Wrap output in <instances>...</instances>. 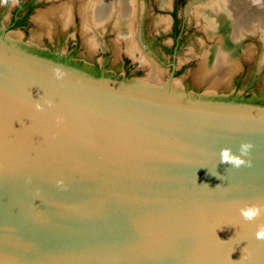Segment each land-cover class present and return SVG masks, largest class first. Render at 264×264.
<instances>
[{"label": "water", "instance_id": "water-1", "mask_svg": "<svg viewBox=\"0 0 264 264\" xmlns=\"http://www.w3.org/2000/svg\"><path fill=\"white\" fill-rule=\"evenodd\" d=\"M172 75L96 76L0 34V264H264L239 214L264 199V105ZM242 141L251 167L219 163Z\"/></svg>", "mask_w": 264, "mask_h": 264}, {"label": "rangeland", "instance_id": "rangeland-1", "mask_svg": "<svg viewBox=\"0 0 264 264\" xmlns=\"http://www.w3.org/2000/svg\"><path fill=\"white\" fill-rule=\"evenodd\" d=\"M88 1L35 0L28 24L19 28L7 25L17 0H0V34L26 49L50 46L63 57L62 62L72 66H75L69 63L72 60L84 64H106L103 75L109 78L123 81L152 78L154 82H163L173 71L171 87L187 96L242 101L264 99V40L261 35V31L264 32V0H179L176 16L183 31V41L175 47L173 54L154 49L147 38L159 35L162 43L173 46L171 10L174 0H170V5L164 8L159 4L163 5L168 0L163 3L160 0H138L141 11L133 24L138 50L133 53H129L128 43L113 31L114 18L111 19L113 25L109 20L110 23L107 21L103 26L85 29L81 6ZM195 1L200 3L194 4ZM207 3L222 6L219 7L221 11L226 9L223 12L230 19L224 25L226 31L233 26L252 27L251 31L244 30L242 39L237 42L234 64L225 65L215 72L201 67L203 54L216 40L205 34V20L195 10ZM232 4L236 6L235 14L230 13ZM63 6H71L73 12L66 26L61 23L58 13ZM40 14L47 15L46 22L38 20ZM156 18L164 20L156 24Z\"/></svg>", "mask_w": 264, "mask_h": 264}, {"label": "bare ground", "instance_id": "bare-ground-1", "mask_svg": "<svg viewBox=\"0 0 264 264\" xmlns=\"http://www.w3.org/2000/svg\"><path fill=\"white\" fill-rule=\"evenodd\" d=\"M164 1L165 0H160L161 3H163ZM233 4L231 5L232 7H230V13L235 14L236 6L234 7ZM159 5L161 7H167V5H170V0H168V2L166 1V3L163 5ZM81 7H83L81 10V14H83L84 17L83 24H85L86 30L88 28H92L93 26H103L107 21H112L111 19L114 18V29L116 31V34L118 37L123 39V41H126L128 43L127 48L129 53H133L135 50H138L137 44L135 42V29L133 28V24L135 23V21H137L138 13L141 11V4L138 5V0H89ZM219 7V5H209L207 3L201 7L198 6L195 8L196 13L199 16H202L205 20V34L212 40L216 38L215 43L203 54L201 60V67L203 68V70L210 72L218 71L225 65L234 64V55L238 52L237 42L242 39L244 30H252V27L244 28L245 26H233L230 27L228 31H226V27L224 25L228 23L227 21L229 18L226 14H224V12H226V9L223 7L225 9V11L223 9V12L220 10L222 6L220 8ZM245 9L246 8H244V10ZM58 10L61 23L66 26L73 17L71 6H63ZM47 18L48 17L45 14H40L38 16V20L42 22H46ZM163 20L164 19L160 20V18H156L155 22L157 24ZM261 32L264 40L263 30ZM203 52L204 49L202 53Z\"/></svg>", "mask_w": 264, "mask_h": 264}, {"label": "flooded vegetation", "instance_id": "flooded-vegetation-1", "mask_svg": "<svg viewBox=\"0 0 264 264\" xmlns=\"http://www.w3.org/2000/svg\"><path fill=\"white\" fill-rule=\"evenodd\" d=\"M35 4H36L35 0H17L16 6H14L10 12V17H9L8 24H7L8 27L24 28L29 22V17L32 11L34 10ZM179 7H180L179 0H174L173 5H172V10H171V16L173 18L171 38L173 41V46L168 47L166 44L161 42L160 36L156 35V36H151L147 38L148 43L154 49L159 48L161 52H164L167 54H173L175 47L178 46L183 41L182 40L183 31L180 28V22L176 16V12L179 9ZM112 25H113V21H112ZM113 31L115 30L113 29ZM28 50L36 52L40 55H44V56L56 59V60H60V61L64 60L63 57H60V55L56 51H54L50 46L40 47L38 49L34 48L33 50L28 49ZM69 63L77 66L78 68L84 69L85 71L93 75H96V76L105 74L106 64L99 65L97 62H92L91 64L90 63L84 64L83 62H75L73 60L72 62H69Z\"/></svg>", "mask_w": 264, "mask_h": 264}, {"label": "clouds", "instance_id": "clouds-1", "mask_svg": "<svg viewBox=\"0 0 264 264\" xmlns=\"http://www.w3.org/2000/svg\"><path fill=\"white\" fill-rule=\"evenodd\" d=\"M54 75L57 79L61 78L62 72L59 68L53 69ZM51 104V101H48ZM37 110H42V106L37 103L35 105ZM253 148L251 141H242L237 149V152H233L230 147H222L219 152V163L228 164L234 169H239L240 167H251V159H246L250 156V150ZM216 176L221 179L219 173ZM221 186L217 185L216 187ZM239 214L244 221L256 222V230L254 236L257 240L264 241V199H258L255 202L244 203L243 206L239 208Z\"/></svg>", "mask_w": 264, "mask_h": 264}, {"label": "trees", "instance_id": "trees-1", "mask_svg": "<svg viewBox=\"0 0 264 264\" xmlns=\"http://www.w3.org/2000/svg\"><path fill=\"white\" fill-rule=\"evenodd\" d=\"M248 102L264 105V99H262V100L261 99H259V100H250Z\"/></svg>", "mask_w": 264, "mask_h": 264}]
</instances>
